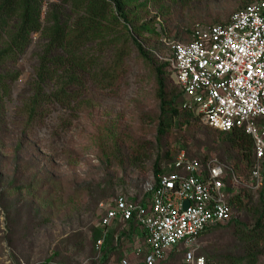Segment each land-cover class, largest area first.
<instances>
[{"label": "rangeland", "instance_id": "1", "mask_svg": "<svg viewBox=\"0 0 264 264\" xmlns=\"http://www.w3.org/2000/svg\"><path fill=\"white\" fill-rule=\"evenodd\" d=\"M17 1L13 15L0 8V264H96L101 201H140L142 182L156 175L155 163L166 173L180 152L200 163L231 164L216 145L194 147L193 132L216 140L199 120L172 124L161 117L155 58L167 54L165 44L187 41L195 25H223L258 0H117L133 34L110 9L100 24L104 33L84 49L98 57L111 80L100 85L93 74L61 72L42 92L61 89L71 99L65 106L35 97L36 75L52 55V28L76 29L83 14L60 1ZM27 9L32 18L24 29ZM134 34L154 59L138 56ZM163 72L167 92L176 95L167 68ZM259 212L250 196L238 224L209 229L192 248L207 264L227 257L248 264L243 235ZM181 252L161 264H185ZM256 253V264H264L262 245Z\"/></svg>", "mask_w": 264, "mask_h": 264}, {"label": "built area", "instance_id": "2", "mask_svg": "<svg viewBox=\"0 0 264 264\" xmlns=\"http://www.w3.org/2000/svg\"><path fill=\"white\" fill-rule=\"evenodd\" d=\"M165 45L167 54L158 58L182 92V108L218 132L243 130L252 141L254 163L248 178L240 179L216 159L201 164L180 152L167 173L142 182L140 201L119 196L99 203L95 260L110 230L131 222L140 240L123 243L130 259L160 264L183 247L185 264H206L192 248L198 236L240 218L230 197L264 187V1L245 6L223 25H195L187 42ZM119 264L130 263L123 258Z\"/></svg>", "mask_w": 264, "mask_h": 264}, {"label": "trees", "instance_id": "3", "mask_svg": "<svg viewBox=\"0 0 264 264\" xmlns=\"http://www.w3.org/2000/svg\"><path fill=\"white\" fill-rule=\"evenodd\" d=\"M52 1H60L66 3L70 5V8L72 10L78 11L83 14V16L80 18V20L83 21L77 25L76 29L72 27V30L68 31L67 28L57 25H55L52 28V34H51L52 36L50 39V48H49V49L52 48V55L48 57V60L47 59L43 60L42 66L40 70H38L36 75L37 85H36L35 97L38 98L39 101L45 102L46 100H48L53 104L65 106V104L68 105L71 102L70 95L64 94V92L61 91V89H59V91H56L55 93L53 92L52 94L46 96L42 92L43 86L50 83L53 77L54 78L58 77V75L61 72H67L69 76H72L74 74H81V75L86 74L89 76L90 74H93L97 80V84L100 85L107 83L109 84L111 80V73L109 72V70L105 69L102 66V64H100L98 57L86 56L84 49L90 43L92 37L94 38L100 37L101 34L104 33L105 28L100 24L102 23L104 17L107 15L110 9H113L116 13L119 14V18L124 21V28L126 30H128V27L130 28V26L129 23L126 22V19L124 18V15L122 13L121 4L117 0H52ZM180 1L183 3H190L193 0H180ZM19 5L20 4L17 0H0V8L3 11H5L7 14L10 13L11 15H13L12 13H14L15 9ZM31 18L32 16L30 14V11L28 9L25 10L23 14V20L26 26L24 29H26V27L29 25ZM129 30L133 34L132 28H130ZM189 40H190V36L187 41ZM187 41H181V42H187ZM132 42L140 58L147 60L148 55H151V57L153 58L150 50H147L142 46L137 36L133 37ZM155 60L156 61L158 60L157 61L158 66L155 68V78L157 84V98L159 101V109H160L161 117L166 118V120L167 121L169 120V122H171L172 124H175V121L179 118H183V119L191 118L200 121V119L193 112L182 108V102H183L182 92L173 84L170 75H168V77L171 83L173 84V86L177 89V93L176 95H174L173 93L169 94L167 92L163 78L164 75L163 69L167 68V65L162 61H160L159 59L155 58ZM35 103H36V99H35ZM207 128L214 132V135L216 136V140L210 139V137H207L206 134H202L199 131L193 132L192 139L194 141V147L205 148L211 145H216V150L221 154L223 158L227 159L228 162L231 163L229 165L228 164L225 165L233 169V171L235 172L238 178L247 179L254 163L253 153H252V141L250 137L246 135L243 130L234 129L228 133H222L213 130L209 127ZM163 132L164 130L160 128L159 133L162 134ZM198 135L203 136V138H197ZM204 163L205 161H203L201 164ZM241 165L243 169H241ZM243 172H246L247 174L244 176L242 175ZM154 173L156 175L159 173H165L159 171L158 162H156L154 165ZM250 196H256L258 200V206L260 212L257 215V220L254 224L253 229L250 232H247L245 235H243V240L248 247V254H247V257L249 258L248 264H256V255H257L256 252H258L259 245H262V248L264 249V187L261 188L256 193L241 192L240 194L230 197L229 205L233 210L240 212L242 217V212L246 209ZM239 219L232 221L228 224H238ZM217 227H224V226H217ZM135 231H136L135 225L131 222L125 226H122L120 224L115 225L110 230L108 237L106 238L101 257L98 260H95L94 257V261L96 262V264H106V262H109L110 264H119L123 258H127L130 264H142V258L130 259L127 256L125 250L123 249V243L126 241L131 242L132 237L135 235ZM205 232L201 233L198 236L197 240ZM115 235H118L117 240H115ZM98 237L99 234L97 231H95L94 243L98 239ZM180 252L183 255V261H184V255L186 251L183 249V247L180 248L178 251L173 250L169 252L166 258L164 259V261L167 259L169 255L175 253L180 254ZM112 258H114L115 260ZM220 264H242V263L234 257H227V258H223Z\"/></svg>", "mask_w": 264, "mask_h": 264}, {"label": "crops", "instance_id": "4", "mask_svg": "<svg viewBox=\"0 0 264 264\" xmlns=\"http://www.w3.org/2000/svg\"><path fill=\"white\" fill-rule=\"evenodd\" d=\"M139 240H140V237H139L138 233L136 232V235L132 237V242H138Z\"/></svg>", "mask_w": 264, "mask_h": 264}, {"label": "water", "instance_id": "5", "mask_svg": "<svg viewBox=\"0 0 264 264\" xmlns=\"http://www.w3.org/2000/svg\"><path fill=\"white\" fill-rule=\"evenodd\" d=\"M187 207H188V203L187 202H184L183 209L185 210V209H187Z\"/></svg>", "mask_w": 264, "mask_h": 264}]
</instances>
